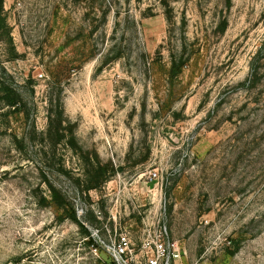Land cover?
<instances>
[{"label": "rangeland", "instance_id": "1", "mask_svg": "<svg viewBox=\"0 0 264 264\" xmlns=\"http://www.w3.org/2000/svg\"><path fill=\"white\" fill-rule=\"evenodd\" d=\"M3 17L20 102L0 89V264H106L91 229L146 218L182 264H264V0H4Z\"/></svg>", "mask_w": 264, "mask_h": 264}, {"label": "built area", "instance_id": "2", "mask_svg": "<svg viewBox=\"0 0 264 264\" xmlns=\"http://www.w3.org/2000/svg\"><path fill=\"white\" fill-rule=\"evenodd\" d=\"M146 176L148 182L159 179L157 169L148 171ZM91 238V249L96 254L98 251L104 252L107 256L106 264H182L180 245L172 238L161 219H144L136 235L128 230H119L118 227L112 229L105 224L103 227L92 228Z\"/></svg>", "mask_w": 264, "mask_h": 264}, {"label": "trees", "instance_id": "3", "mask_svg": "<svg viewBox=\"0 0 264 264\" xmlns=\"http://www.w3.org/2000/svg\"><path fill=\"white\" fill-rule=\"evenodd\" d=\"M3 12H4V0H0V16H1L0 20L1 22L5 21L3 17ZM3 88H4L3 85L2 86L0 85V89L5 92V94L3 95V99L6 100L5 102L11 106L17 105L20 102V99L14 98V94H16V92L12 93L11 90L7 88L6 89L4 88L3 90ZM53 122H54L53 115H50V124L51 123L53 124ZM70 217L74 219L75 221H77L78 223H80L75 211L70 215ZM86 231L88 232V234H90V231L88 229H86Z\"/></svg>", "mask_w": 264, "mask_h": 264}]
</instances>
